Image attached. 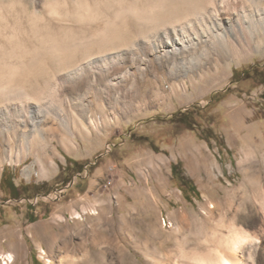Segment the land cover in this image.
Wrapping results in <instances>:
<instances>
[{
	"label": "rangeland",
	"instance_id": "374dc122",
	"mask_svg": "<svg viewBox=\"0 0 264 264\" xmlns=\"http://www.w3.org/2000/svg\"><path fill=\"white\" fill-rule=\"evenodd\" d=\"M51 2L0 0V51L9 48L13 35L20 41L32 38L16 31V23L20 17L28 25L37 10L51 17L59 33L60 26L84 29L72 1L59 0L61 15L53 16ZM147 43L141 44L145 51L151 47ZM118 50L124 59L119 65L126 66L120 73L126 75L115 80L117 87H110L100 71L98 80H90L87 71L89 77L85 72L69 79L61 70L51 82L57 111L86 124L76 146L58 141L61 126L51 117L45 144L25 149L14 140L19 131L29 130L18 119H28L33 97L0 103V114L6 111L0 115L6 119L0 118V251L11 252L14 264H46V258L52 264H153L155 255L175 254L177 237L201 224L214 232L232 219L247 229L257 220L264 202L256 195L264 189V46L215 67L208 60L210 68L200 75L175 78L163 69V79L152 52L139 70L130 50ZM27 54L25 63L32 57ZM40 60L51 65L56 57L46 53ZM144 77L152 84H138ZM217 92L226 96L211 103ZM93 100L105 108L93 106L95 113L87 117L84 108ZM185 240L187 248L197 244ZM255 240L250 245L257 246Z\"/></svg>",
	"mask_w": 264,
	"mask_h": 264
},
{
	"label": "bare ground",
	"instance_id": "6f19581e",
	"mask_svg": "<svg viewBox=\"0 0 264 264\" xmlns=\"http://www.w3.org/2000/svg\"><path fill=\"white\" fill-rule=\"evenodd\" d=\"M71 1L78 22L85 24L84 29H77L78 34L73 32L76 28L64 26L59 27L61 32L59 33L56 27L52 26L53 23H50L51 17H45L47 13L44 16L39 15L40 12L37 10L33 15L28 16L26 21L28 25H23L20 17L16 23V31L20 28L26 33L30 32L31 35L28 37L32 38L27 40L28 42L22 38L20 41V36L13 35L8 44L9 48L6 49L5 44L0 51V103L4 100L19 99L24 95L33 97V100H30L33 104L30 106L29 115L27 114L28 119H18V123L29 126V130L19 131L17 140H14L30 151L34 149L36 143L46 141L47 132L53 127L46 126L45 123L51 117L61 126L59 129L62 134L57 136L58 141L67 148L77 143L76 139L81 136V131L86 132V124L81 119L76 121L70 119L68 115H63L60 110L57 111L58 108L56 109L51 98L54 91L51 82L61 70L68 71L69 79L82 76L87 71L91 73L89 77L86 72L90 80L97 79V73L100 71L110 87L114 85L117 87L115 80L126 75L120 73L126 66L119 65L124 59L121 60L119 55L121 52L118 49L130 50L132 62L135 65L141 63L139 70L145 69L144 64L148 62L149 54L152 52L158 59L155 61H160L155 62L154 69L163 79V69H167L175 78L189 73L200 75L205 68H210L208 60L215 67V64L220 65L221 62L236 58L249 49L258 50L264 46V0H236L237 5L231 4L228 0H64L63 3ZM51 3L49 13L52 16L61 15L59 11L61 9L58 8L59 0H52ZM21 12L24 13L25 10ZM71 14L70 11L66 15ZM41 23L46 25L41 26ZM60 37H64V40ZM142 43L143 46L144 43L150 45V49L145 51ZM26 45L33 48L29 49ZM27 53L32 54V57L25 63L24 55ZM46 53L56 57L51 65H48L46 60H40ZM93 67L98 69L93 70ZM23 70L27 71L25 77L21 75ZM152 81V78L144 77L138 84H152ZM115 97L116 93L113 98ZM93 106L101 110L105 108L100 101L93 100L92 107H83L87 117L95 113ZM3 113L5 114L6 111L0 115ZM0 118L3 120L2 123L6 121L5 116ZM91 119L88 122L90 124ZM9 126V124L5 125L8 131H10ZM8 138L11 144L12 138ZM252 144L254 143H250L251 147ZM244 150L246 151L245 148ZM32 172L31 168L25 171L28 176H31ZM43 172L46 174L45 171ZM259 205L257 220L250 228L245 229L248 230L252 240L256 239L257 246H260L261 250L258 247L260 252L257 253L255 245L245 247L232 255L235 264L264 263V202ZM214 207V204L209 206L210 215L215 213ZM211 234L215 237L217 232ZM52 238L55 241L59 239L55 234ZM177 245L190 249L187 248L185 238L177 237ZM166 255L153 256V264H175V254ZM67 258L69 259L70 256ZM0 259L2 264H14L15 260L11 252L5 251H0ZM45 261L46 264H52L51 258H46Z\"/></svg>",
	"mask_w": 264,
	"mask_h": 264
},
{
	"label": "clouds",
	"instance_id": "9594fccd",
	"mask_svg": "<svg viewBox=\"0 0 264 264\" xmlns=\"http://www.w3.org/2000/svg\"><path fill=\"white\" fill-rule=\"evenodd\" d=\"M256 195L264 197V189L257 191ZM214 231L217 232L215 237L206 225H201L186 236V239L196 240L197 244L190 249L177 247L175 264H235L232 255L252 242L248 230L237 223L236 219L221 223Z\"/></svg>",
	"mask_w": 264,
	"mask_h": 264
},
{
	"label": "trees",
	"instance_id": "16d2710c",
	"mask_svg": "<svg viewBox=\"0 0 264 264\" xmlns=\"http://www.w3.org/2000/svg\"><path fill=\"white\" fill-rule=\"evenodd\" d=\"M225 96H226L225 93H221V92L214 93L211 97L212 98L211 103H217L218 101L222 100ZM180 120L187 122V120L183 117H180ZM173 170H174V173L177 171L176 165H174Z\"/></svg>",
	"mask_w": 264,
	"mask_h": 264
}]
</instances>
